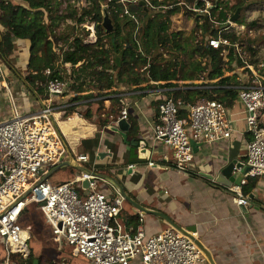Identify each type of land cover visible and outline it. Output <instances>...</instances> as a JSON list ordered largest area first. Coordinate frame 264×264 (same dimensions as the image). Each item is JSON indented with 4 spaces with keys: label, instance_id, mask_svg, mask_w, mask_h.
Here are the masks:
<instances>
[{
    "label": "built area",
    "instance_id": "obj_1",
    "mask_svg": "<svg viewBox=\"0 0 264 264\" xmlns=\"http://www.w3.org/2000/svg\"><path fill=\"white\" fill-rule=\"evenodd\" d=\"M125 1L137 2L122 0ZM208 43L215 50H222L226 60L228 49L234 47L243 63L242 67L234 66L236 71L233 69L227 75L238 72L241 81L236 87L237 101L244 108L250 135L243 163L248 171L243 174L240 185L231 187L230 191L237 195L238 206H247L250 202L243 194L244 186L250 178L264 177V76L261 75L264 62L252 64L248 51L222 36H210ZM1 64L0 58V76L3 75ZM65 68L66 77L48 83V97L36 112L24 114L8 91L10 114L0 121V243L5 246L4 264H14V259L24 263L30 258V234L20 221L35 204L51 226L54 241L65 243L75 257H83L88 264L204 263L207 259L200 248L175 228L147 234V215L135 207L139 224L131 226L125 214L126 199L119 193L112 195L102 190L99 178L82 173L68 182L45 180L55 167L69 158L55 117L73 104L61 102L74 95L68 77L71 70L67 64ZM45 74L49 76L51 71L48 69ZM158 111L153 139L172 150L173 165L180 172L193 166L192 142L213 143L232 135L231 110L218 100L202 99L185 105L182 100L168 96L160 102ZM128 114L124 109L119 120H128ZM74 157L83 165L90 162L85 154H74ZM148 166L155 164L150 162ZM91 170L97 171L94 166ZM85 181L88 182L86 189L83 188Z\"/></svg>",
    "mask_w": 264,
    "mask_h": 264
},
{
    "label": "trees",
    "instance_id": "obj_2",
    "mask_svg": "<svg viewBox=\"0 0 264 264\" xmlns=\"http://www.w3.org/2000/svg\"><path fill=\"white\" fill-rule=\"evenodd\" d=\"M216 1L212 8H208L210 14L199 16L204 21L203 25L198 26L204 36L199 44L194 39L189 42L188 38H182L180 32H170L169 20L181 12V4L203 10L205 4L202 0H153L155 7H172L165 12L168 16L166 19L162 13L152 16L147 4L141 1L0 0L1 62L10 65L15 42L27 41L29 73L25 82L30 90L47 98L48 83L66 77L65 65L70 64L72 69L68 77L71 81L70 91L74 95L66 100L67 103L96 104L95 112H99L104 97L118 94L113 89L121 84L138 90L156 88L157 85L174 88L170 95L182 100L185 105L209 99L218 100L230 108L237 101L239 91L236 87L241 85V81L237 73L228 76L227 72H231L234 66L242 67L243 63L234 47L229 49L226 60L222 50L209 46L207 38L222 36L232 44L239 45L244 40L235 32L225 30L229 27V11L236 10L237 6L230 7L225 3L223 7L219 0ZM187 11L190 15L195 13ZM106 14L113 25L110 32L103 25ZM212 19L221 27L215 29ZM64 22L67 27L63 32H58L57 29ZM236 23L246 25L243 19ZM88 24L95 25V44L85 42L90 35V31L84 27ZM256 24L251 22L247 25L254 27ZM246 48L252 57L250 62L257 65L260 62L259 51L252 45ZM48 69L51 71L49 76L45 74ZM262 72L264 76V70ZM196 81L202 83L195 84ZM179 82L183 83V88H180ZM144 83L147 86L141 88ZM113 100L121 103L120 98ZM75 108L73 105L66 110ZM85 111L84 117L91 121L93 110L88 107ZM128 120L131 134H134L137 125L130 117ZM109 123L107 117L98 124L103 127ZM253 188V184H247L243 194L249 195ZM34 260L31 255L22 264H33Z\"/></svg>",
    "mask_w": 264,
    "mask_h": 264
},
{
    "label": "crops",
    "instance_id": "obj_3",
    "mask_svg": "<svg viewBox=\"0 0 264 264\" xmlns=\"http://www.w3.org/2000/svg\"><path fill=\"white\" fill-rule=\"evenodd\" d=\"M28 51L27 41L15 42V49L11 55L16 58L15 63L12 62V58L9 59L10 71L15 77L10 82L5 80L3 83L7 85L9 82L8 88L18 96L16 102L24 114L38 111L44 102L42 96L30 90L25 82L26 75L18 72L23 70L29 73ZM18 54L20 58L16 56ZM14 67H17V70ZM194 83L201 84L202 81ZM178 84L183 88L182 82ZM146 86L147 83H144L140 87ZM173 90L174 88H163L160 85L156 88L138 90L121 84L113 89L118 94L103 98L99 112H95L96 104L91 106L79 105L83 102L70 104L76 108L72 111L62 110L55 115L57 127L73 154L88 155L90 158L88 165L94 166L101 174L117 180L133 200L147 209L165 214L182 228L195 227L194 235L211 252L216 264H264V177L248 180L247 184H253L254 188L247 195L250 202L247 206H238L235 203L237 195L232 193L230 188L236 184L225 187L217 183L219 172L224 166L233 161L238 163L245 161L250 135L242 104L236 101L230 107L233 129L231 137L213 143H197L192 168L180 172L173 165L172 150L153 139V127L159 113V104L164 98L171 96ZM115 98H120L121 103L115 102L113 100ZM66 100L63 98L61 102L67 104ZM6 105L2 86L0 111L7 112ZM88 107L94 113L91 121L79 113ZM124 109H127L130 119L137 125L134 134L128 132V142L136 140L140 147L127 143L121 134L114 131ZM7 113L3 116L0 114V121L9 116L10 110ZM107 117L110 123L101 127L98 124L100 119ZM143 144H146L145 151H141ZM150 162L155 166L149 167ZM133 165L135 167L131 169L130 166ZM100 185L108 194L118 193L109 181L100 179ZM134 207L129 202L125 205V214L133 227L139 224V214ZM169 227H171L169 223L161 218L145 216V229L149 235L157 234ZM132 264L139 263L134 261ZM202 264L210 263L206 260Z\"/></svg>",
    "mask_w": 264,
    "mask_h": 264
},
{
    "label": "rangeland",
    "instance_id": "obj_4",
    "mask_svg": "<svg viewBox=\"0 0 264 264\" xmlns=\"http://www.w3.org/2000/svg\"><path fill=\"white\" fill-rule=\"evenodd\" d=\"M143 1L149 7L150 14L152 16H155L158 13H162V15H164V19L168 17L165 12H167L168 9L172 8V7H164L161 9V8H158L152 5L153 0H143ZM159 1H163V0H159ZM219 1L220 3H222L223 7L225 3L229 4L230 7L237 6L236 10L229 11L230 13V18L228 20L229 27L226 28L225 30H227V32H235L238 36H242L244 41H242L240 46H242L246 51H247L246 46H251V45L254 46V48H256V50L259 51V56H258L259 61L264 62V0H219ZM71 2L73 3L74 1H71ZM127 2L129 1H125V3ZM202 2L205 4L203 10L202 9L198 10L196 8H193L191 5L185 6L184 4H181L182 5L181 12L170 17V20H169L170 32H173V33L180 32L183 34L181 36L182 38H188L189 42L192 41V39H194L196 40V43L201 44L203 42L204 36H203V30L198 29V26L203 25L204 21L199 19L200 18L199 16L206 15L209 12L208 8H212L213 5L217 3V1L215 0L214 2V0H205V1L202 0ZM65 8H66V5L63 6V10H65ZM239 8H241L239 20L243 19V22L246 24L245 26H242L241 24H237L235 22H231L230 20ZM187 10H191L192 13L195 12L194 15L188 14L189 11ZM204 10H207V11H204ZM212 22H213V27L215 29H218L221 27L220 24L215 21V19H212ZM251 22H257V24L254 27H250L247 24ZM66 27H67V23L64 22L59 26L57 31L63 32ZM85 28L86 30L90 31V35L88 36L85 42L89 44H95V42L97 41V36L95 33L96 32L95 25L88 24V25H85ZM207 39H209V37ZM247 41H250V43H247ZM228 52H229V49H228ZM16 56L19 57L20 54ZM10 58H12V62L15 63L16 58L12 56ZM19 64L20 63H18V65ZM10 67H11V63L10 65H5L3 63L1 64V70L3 72V75L0 76V78H2L0 87L3 86L4 88L5 100L7 103L6 105L7 112H9V110L11 109V103H10L11 96L8 91L10 90L15 100L18 97L16 94H14L11 88L8 89V87H10V84H9L10 80L14 79L15 77L13 75L14 73L10 71ZM18 72L21 75L22 73L25 75H28L27 71L23 72L22 70ZM5 80H9L8 82L9 85L3 84ZM7 112L5 110H1L0 114H2L3 116L4 114H8ZM85 112L86 111L84 109L79 113L84 114ZM85 167L89 169L92 168L88 164H86ZM80 175H82V172L78 168L67 167V168H63V169L56 171L50 177V181L52 182H56V181L63 182L64 180L72 181L77 176H80ZM37 207H38L37 204L31 205L28 211L24 213L20 221L21 225L25 227L26 229H28L31 234L30 240L28 241V248L31 251L30 256L32 255L35 258V260H40L41 264H50V263L88 264V262L84 258L82 257L76 258L73 255L71 248L67 246L65 243H57L54 241V237L52 235V228L46 221L44 215L38 210ZM4 253H5V246L4 244L0 243V263L5 262L3 259ZM14 264H22V262L14 259Z\"/></svg>",
    "mask_w": 264,
    "mask_h": 264
},
{
    "label": "water",
    "instance_id": "obj_5",
    "mask_svg": "<svg viewBox=\"0 0 264 264\" xmlns=\"http://www.w3.org/2000/svg\"><path fill=\"white\" fill-rule=\"evenodd\" d=\"M135 1H141L142 4H145L144 1L142 0H135ZM240 13H241V8H239L236 13L234 14V16L230 19L231 22H237L240 18ZM105 29L110 32L113 30V25L111 20L109 19L108 15H105V20L103 23ZM114 131L118 132L119 134H121V136L123 137V139L130 144H133L134 146L140 147V143L137 142L136 140H131L130 142H128V132L130 131V124L128 122L127 119H120L118 120ZM194 151H195V147L197 145V143L192 142ZM66 148L68 150L69 153V158L65 161H63L60 165H58L57 167H55L45 178L49 179L56 171L63 169V168H67V167H76L78 168L82 173H87V174H91L99 179H104L106 181H109L110 183H112L116 190L118 191L119 194H121L127 202L133 204L135 206V208L140 211L143 212L145 215H153L156 216L158 218H161L162 220H165L169 223V225L173 228H175L176 230H178L179 232H181L182 234H184L185 236L189 237L190 239H192L195 244L200 248V250L204 253L206 259L208 260V262L210 264H216L213 256L211 254V252L203 245V243L196 238V236L194 235V233H196V228L195 227H190V228H182L181 226H179L178 224H176L175 222H173L168 216H166L165 214L161 213V212H157L154 210H150L147 209L146 207L142 206L141 204H139L137 201L133 200L124 190V187L115 179L101 174L98 170L97 171H93L87 167H85V165L80 164L79 162H77V160L74 157V154L71 152V150L67 147ZM141 151H145L146 150V144H143ZM144 159V158H142ZM248 169L243 165V163H238L237 161H233L231 163H229L228 165L224 166V168H222L219 172V175L217 177V183L225 186V187H231L234 184L236 185H240V182L243 178V174L245 172H247ZM88 187V182L85 181L83 183V188L86 189ZM33 264H40L39 260H34Z\"/></svg>",
    "mask_w": 264,
    "mask_h": 264
}]
</instances>
